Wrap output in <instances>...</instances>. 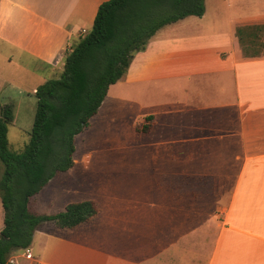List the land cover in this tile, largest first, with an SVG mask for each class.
Returning <instances> with one entry per match:
<instances>
[{
    "label": "crops",
    "instance_id": "crops-1",
    "mask_svg": "<svg viewBox=\"0 0 264 264\" xmlns=\"http://www.w3.org/2000/svg\"><path fill=\"white\" fill-rule=\"evenodd\" d=\"M106 1L0 0L7 63L61 73ZM254 5L225 33L218 20L204 25L205 10L164 26L109 87L139 84L140 111L126 123L152 160L150 193L132 206L90 199L88 221L41 224L33 258L17 250L8 263L264 264V3Z\"/></svg>",
    "mask_w": 264,
    "mask_h": 264
},
{
    "label": "trees",
    "instance_id": "trees-1",
    "mask_svg": "<svg viewBox=\"0 0 264 264\" xmlns=\"http://www.w3.org/2000/svg\"><path fill=\"white\" fill-rule=\"evenodd\" d=\"M203 13L204 0L103 2L90 31L66 55L59 78L36 88L30 138L20 152L11 151L7 139L13 106L0 108V264H9L12 252L28 248L42 223L70 229L96 214L90 200L69 203L52 215L31 213L28 203L56 174L73 167L75 137L89 126L109 87L125 75L134 55L164 26Z\"/></svg>",
    "mask_w": 264,
    "mask_h": 264
},
{
    "label": "rangeland",
    "instance_id": "rangeland-1",
    "mask_svg": "<svg viewBox=\"0 0 264 264\" xmlns=\"http://www.w3.org/2000/svg\"><path fill=\"white\" fill-rule=\"evenodd\" d=\"M254 1L205 0L204 25L218 20L220 31L225 33L229 31L228 19L255 14ZM260 1L264 3V0ZM10 48L0 42V108L6 104L13 106L14 118L8 127L7 139L9 149L20 152L29 141L36 110L33 90L47 80L59 78L60 71H42L31 66H26V71L19 70L7 63L8 56L12 54ZM140 106L139 84L123 83L121 87H111L97 114L90 119V127L75 137L74 167L49 180L30 201L28 209L38 215H52L63 210L70 202L93 199L105 208L111 199L124 206H132L143 200L151 190L146 179L154 177L152 168L147 167L152 160L148 162L145 148L138 146L136 138L128 135L131 130H128L126 123L137 116ZM120 133L123 139L116 136L118 142L114 136ZM2 171L0 162V175ZM21 257L26 259L25 256ZM30 258H33V254Z\"/></svg>",
    "mask_w": 264,
    "mask_h": 264
},
{
    "label": "built area",
    "instance_id": "built-area-1",
    "mask_svg": "<svg viewBox=\"0 0 264 264\" xmlns=\"http://www.w3.org/2000/svg\"><path fill=\"white\" fill-rule=\"evenodd\" d=\"M22 256H25L26 259H30V256H31L30 249H29V248L23 249V254H22ZM9 264H13V262L10 261Z\"/></svg>",
    "mask_w": 264,
    "mask_h": 264
}]
</instances>
